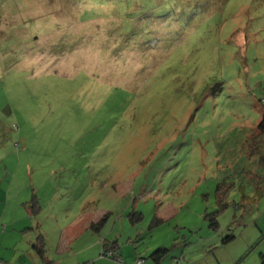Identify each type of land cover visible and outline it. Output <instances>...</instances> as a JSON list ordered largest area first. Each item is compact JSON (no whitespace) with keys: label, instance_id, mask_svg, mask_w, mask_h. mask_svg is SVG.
Listing matches in <instances>:
<instances>
[{"label":"rangeland","instance_id":"1","mask_svg":"<svg viewBox=\"0 0 264 264\" xmlns=\"http://www.w3.org/2000/svg\"><path fill=\"white\" fill-rule=\"evenodd\" d=\"M263 116L264 0H0V264H264Z\"/></svg>","mask_w":264,"mask_h":264},{"label":"trees","instance_id":"2","mask_svg":"<svg viewBox=\"0 0 264 264\" xmlns=\"http://www.w3.org/2000/svg\"><path fill=\"white\" fill-rule=\"evenodd\" d=\"M258 130L259 132L262 134V136H264V116L262 118V120L260 121L259 125H258ZM218 196H219V201L223 202L222 200L224 199V203L222 204V208L221 210H225L227 207H228V203L225 202V194L223 193V191H220L218 192ZM37 204V203H36ZM35 211V210H33ZM107 219V215L99 222L96 224H94L92 226V229H95V230H100L103 226H104V222L106 221ZM139 219H141V216L139 217ZM213 220V224L212 226L213 227H217L218 225V222L216 220V218L212 219ZM99 232V231H98ZM38 243H36L34 245V248L35 250L37 251L38 255L43 259L45 260V264H53L52 262H49L47 261L46 259V254H47V251H46V243H45V238L43 236H40L38 238ZM109 246H106L105 245V248H104V252H103V255L104 256H107V253L110 252V256H115L114 254H117V246H112L110 247V249H108Z\"/></svg>","mask_w":264,"mask_h":264},{"label":"crops","instance_id":"3","mask_svg":"<svg viewBox=\"0 0 264 264\" xmlns=\"http://www.w3.org/2000/svg\"><path fill=\"white\" fill-rule=\"evenodd\" d=\"M20 209V208H19ZM36 243L34 242V244L32 245V241L28 244V245H30V248L32 247L34 250H35V248H34V245H35ZM2 246V244L0 243V247ZM29 248V249H30ZM47 248V247H46ZM35 252H36V255H38V253H37V251L35 250ZM47 254H48V252H47ZM47 254H46V256H47ZM39 256V255H38ZM40 257V256H39ZM47 261H49L50 262V260H48V258H47ZM52 262V261H51ZM53 264H54V262H52Z\"/></svg>","mask_w":264,"mask_h":264}]
</instances>
